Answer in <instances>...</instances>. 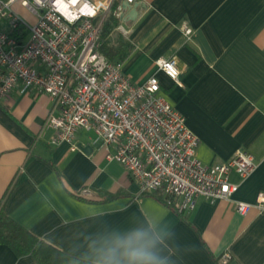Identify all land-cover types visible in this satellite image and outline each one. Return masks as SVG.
<instances>
[{
	"label": "crops",
	"instance_id": "1",
	"mask_svg": "<svg viewBox=\"0 0 264 264\" xmlns=\"http://www.w3.org/2000/svg\"><path fill=\"white\" fill-rule=\"evenodd\" d=\"M121 4L129 29L121 35L133 45L125 74L139 84L157 77L160 94L198 137L204 164L225 163L242 148L254 155L256 168L245 179L232 174L239 188L230 201L198 197L192 210L179 213L155 193L142 195L86 129L77 142L91 146V153L72 150L68 142L52 144L47 121L53 101L15 89L0 100V208L57 249L97 264L111 250L116 264H128L123 253L130 242L146 247L156 264H264V212L241 215L235 208L236 201L253 203L264 191V0ZM14 9L36 23L20 1ZM170 57L178 60L181 84L157 65ZM34 263L33 256L18 257L0 244V264Z\"/></svg>",
	"mask_w": 264,
	"mask_h": 264
},
{
	"label": "built area",
	"instance_id": "2",
	"mask_svg": "<svg viewBox=\"0 0 264 264\" xmlns=\"http://www.w3.org/2000/svg\"><path fill=\"white\" fill-rule=\"evenodd\" d=\"M17 1L36 15V23L15 11ZM121 1L0 0V100L15 89L48 95L54 103L47 121L54 131L52 144L68 142L77 150L78 131L93 130L141 193L162 192L179 213L192 210L198 197L230 201L239 188L232 174L241 179L251 175L257 165L254 155L241 148L225 163L204 164L197 157L198 137L160 94L157 77L135 83L123 62L111 61L99 50L111 14L119 19L117 30L129 33ZM184 30L193 35L188 25ZM157 65L181 84L176 57L161 58ZM235 208L241 215L264 212V191L253 203L236 201ZM229 259V254L222 257L223 262Z\"/></svg>",
	"mask_w": 264,
	"mask_h": 264
},
{
	"label": "trees",
	"instance_id": "3",
	"mask_svg": "<svg viewBox=\"0 0 264 264\" xmlns=\"http://www.w3.org/2000/svg\"><path fill=\"white\" fill-rule=\"evenodd\" d=\"M118 24L119 19L114 14L107 18L101 32L99 50L111 61L123 62L131 53L133 45L117 30ZM155 195L168 203L162 192H155ZM0 244L9 246L18 257L33 256L34 264H97L70 256L38 238L10 218L3 208H0Z\"/></svg>",
	"mask_w": 264,
	"mask_h": 264
},
{
	"label": "clouds",
	"instance_id": "4",
	"mask_svg": "<svg viewBox=\"0 0 264 264\" xmlns=\"http://www.w3.org/2000/svg\"><path fill=\"white\" fill-rule=\"evenodd\" d=\"M136 241L140 239L139 235L134 238ZM123 256L127 259L128 264H156L155 257L147 250L146 247L130 242L125 246ZM116 251L111 250L107 253L102 264H116Z\"/></svg>",
	"mask_w": 264,
	"mask_h": 264
},
{
	"label": "water",
	"instance_id": "5",
	"mask_svg": "<svg viewBox=\"0 0 264 264\" xmlns=\"http://www.w3.org/2000/svg\"><path fill=\"white\" fill-rule=\"evenodd\" d=\"M128 5H130V4H128ZM123 8H127V6H124V4H123ZM79 146L86 153H91V151H92V147L89 146V145L88 146H83L82 144H80Z\"/></svg>",
	"mask_w": 264,
	"mask_h": 264
},
{
	"label": "rangeland",
	"instance_id": "6",
	"mask_svg": "<svg viewBox=\"0 0 264 264\" xmlns=\"http://www.w3.org/2000/svg\"><path fill=\"white\" fill-rule=\"evenodd\" d=\"M85 136H91L94 139L98 138V136L95 134V132L93 130L88 131L87 135H85Z\"/></svg>",
	"mask_w": 264,
	"mask_h": 264
}]
</instances>
